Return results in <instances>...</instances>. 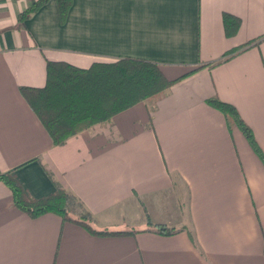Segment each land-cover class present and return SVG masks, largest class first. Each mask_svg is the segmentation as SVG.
<instances>
[{
	"label": "crops",
	"instance_id": "0c3cea01",
	"mask_svg": "<svg viewBox=\"0 0 264 264\" xmlns=\"http://www.w3.org/2000/svg\"><path fill=\"white\" fill-rule=\"evenodd\" d=\"M30 1L0 0V173L36 198L65 188L97 228L136 231L30 217L0 181V264H264V162L207 103L232 104L264 156V0H72L63 21L48 0L21 24ZM223 13L239 19L232 35ZM118 57L182 77L53 144L20 87L42 86L48 60Z\"/></svg>",
	"mask_w": 264,
	"mask_h": 264
},
{
	"label": "trees",
	"instance_id": "16d2710c",
	"mask_svg": "<svg viewBox=\"0 0 264 264\" xmlns=\"http://www.w3.org/2000/svg\"><path fill=\"white\" fill-rule=\"evenodd\" d=\"M48 0H31L18 16L21 24ZM72 0H56L60 21L65 19ZM226 35L238 28L239 19L229 13L222 15ZM260 38L228 51L231 55ZM193 68V71L199 68ZM186 74H183V76ZM168 79L159 64L136 57H118L109 61H94L88 67H79L66 61L48 60L45 82L42 86H21L20 92L36 114L53 144H62L70 136L97 123L108 122L116 113L138 103L154 104L178 79ZM235 124L255 153L264 162L251 128L243 121L236 108L218 97L207 100ZM0 181L11 191L12 204L30 217L54 213L63 220L83 225L95 235L132 233L136 230H111L93 225L90 214L65 188L57 187L42 197L31 196L13 174L0 173ZM75 207L80 211L73 215ZM146 225L160 234H172L178 229L146 220Z\"/></svg>",
	"mask_w": 264,
	"mask_h": 264
}]
</instances>
